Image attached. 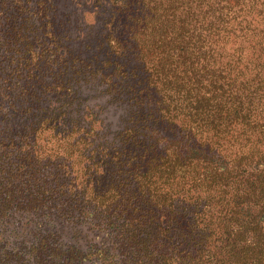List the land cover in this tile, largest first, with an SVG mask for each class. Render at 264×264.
Listing matches in <instances>:
<instances>
[{
	"label": "trees",
	"instance_id": "trees-1",
	"mask_svg": "<svg viewBox=\"0 0 264 264\" xmlns=\"http://www.w3.org/2000/svg\"><path fill=\"white\" fill-rule=\"evenodd\" d=\"M81 1L0 0V264H264V0Z\"/></svg>",
	"mask_w": 264,
	"mask_h": 264
},
{
	"label": "rangeland",
	"instance_id": "rangeland-1",
	"mask_svg": "<svg viewBox=\"0 0 264 264\" xmlns=\"http://www.w3.org/2000/svg\"><path fill=\"white\" fill-rule=\"evenodd\" d=\"M82 0L80 3H84ZM59 13L68 17L69 20L74 21V27L77 29L71 38L74 39V44H78L83 37H89L87 33L93 31L92 27L96 24L94 14L90 12L87 5L83 8L76 4V0H58ZM78 36V38L76 37ZM77 38V39H76ZM86 45V44H85ZM83 99V111L85 116H90L87 122L92 119L93 126L97 128L101 127L107 132L108 137H112L114 133L121 130L123 126V119L126 111L128 110V104L126 102L119 103L115 102L110 98L109 90L107 87L106 80L102 75H96L91 82H85L80 90ZM50 131L41 130L38 134V144L41 148L45 149V140H50ZM53 141V140H52ZM53 143L49 141L48 147L52 146ZM10 238H8L9 240Z\"/></svg>",
	"mask_w": 264,
	"mask_h": 264
}]
</instances>
